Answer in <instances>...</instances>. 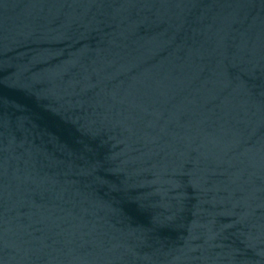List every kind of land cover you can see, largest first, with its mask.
Here are the masks:
<instances>
[{
	"label": "water",
	"instance_id": "obj_1",
	"mask_svg": "<svg viewBox=\"0 0 264 264\" xmlns=\"http://www.w3.org/2000/svg\"><path fill=\"white\" fill-rule=\"evenodd\" d=\"M0 264H264V0H0Z\"/></svg>",
	"mask_w": 264,
	"mask_h": 264
}]
</instances>
